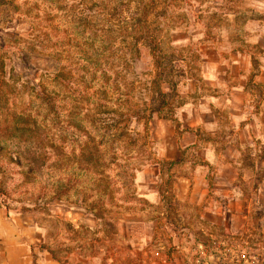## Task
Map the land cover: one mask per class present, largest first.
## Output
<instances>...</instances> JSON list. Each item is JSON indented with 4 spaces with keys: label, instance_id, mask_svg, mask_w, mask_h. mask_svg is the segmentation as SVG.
I'll return each mask as SVG.
<instances>
[{
    "label": "rangeland",
    "instance_id": "obj_1",
    "mask_svg": "<svg viewBox=\"0 0 264 264\" xmlns=\"http://www.w3.org/2000/svg\"><path fill=\"white\" fill-rule=\"evenodd\" d=\"M243 18L253 20L254 14H242L241 0H0V53L9 55L2 61L0 54V217L8 223L20 216L35 221L44 232L42 245L62 264H196L180 249L183 235L206 247L211 242L192 227L198 220L192 210L169 193L168 173L158 183L164 198H149L147 187L135 181L138 172L159 161L158 136L151 129L161 119L133 120L128 143L101 145L105 165L98 195L91 173L73 160L78 143L70 137L82 135L79 119L100 103L111 115L156 109L160 102L151 84L156 78L171 111L183 105L181 95L184 106L195 103L189 88L200 78L206 46L242 41ZM95 71L100 80L93 83ZM105 71L112 81L102 77ZM115 79L119 88L111 83ZM133 83L136 89L127 93L123 84ZM35 84L55 97L61 114L49 119L29 107ZM101 90L109 103L99 100ZM126 98L131 108L119 109L117 100ZM28 117L47 127L52 141L7 138L19 134ZM75 175L91 196L90 213L57 201ZM77 193L70 189L61 198L77 202ZM93 208L101 212L98 218ZM226 237L216 241L209 264H264V245L257 248L245 234Z\"/></svg>",
    "mask_w": 264,
    "mask_h": 264
},
{
    "label": "crops",
    "instance_id": "obj_2",
    "mask_svg": "<svg viewBox=\"0 0 264 264\" xmlns=\"http://www.w3.org/2000/svg\"><path fill=\"white\" fill-rule=\"evenodd\" d=\"M241 6L244 16L254 14L242 20L243 40L206 46L200 78L189 88L195 103L184 106L181 95L176 120H157L151 133L159 161L135 181L149 198H164L159 185L168 173L169 193L192 210V227L210 241L240 233L259 235L264 245V0ZM19 219L0 217V264H62L43 250L37 223Z\"/></svg>",
    "mask_w": 264,
    "mask_h": 264
},
{
    "label": "trees",
    "instance_id": "obj_3",
    "mask_svg": "<svg viewBox=\"0 0 264 264\" xmlns=\"http://www.w3.org/2000/svg\"><path fill=\"white\" fill-rule=\"evenodd\" d=\"M0 54L2 57V61H4L9 56L6 53H0ZM154 55L157 58L158 57L160 58L161 56L156 53H154ZM157 64H158V68L161 69L162 63H160V61H157ZM97 72L98 71H95L93 73V83L96 81L99 82L100 80L97 77ZM161 72H162V69L159 72V76L162 74ZM62 75L63 73L61 75H57V77H60V76L62 77ZM102 77L103 78L106 77L107 78L106 80L112 81V79L108 78V72L106 71L105 73H103ZM2 83H6L5 78L2 79ZM111 83H114L113 85L117 86V88H119L120 85L122 84V83L120 84V82H117V79L113 80V82ZM151 84L154 85L155 92L159 98L155 100L160 102V104L157 106L156 109L155 108L150 109L145 106L146 108L144 110L138 109L135 112H129V113L125 112V113H120V115H116L115 113H113V115H111L109 113H106L107 111H104V109H106V106H105L106 104L100 103L96 105V108H93V110L87 115V117L79 119V121L82 123L77 125V129L81 131L82 135L79 136V135H76V133H74L72 136V139L70 137L71 143H78L77 147L74 146L75 149L78 148V154L73 153V160H75L78 166L81 169H83L84 173H91L92 175L91 182L93 183V185L95 184L92 190L95 195H98L100 193L99 192L100 185L103 182V176H104V171L102 168L104 167L103 165H105L103 162L105 157L101 151L102 146L103 147L109 146L106 144L113 143V142H115L116 144L119 143L120 145L121 143H124V142L128 143V141L131 140L130 126L133 123V120L134 121L135 120L136 121L145 120V121H148L147 123H149L151 120L155 118L163 119V120H173L175 118L176 112L171 111L172 106L170 105L169 100L166 98V93L163 90V85H162L163 83H160L156 78ZM123 88L127 91V93H133V91L136 89L134 83L130 85L123 84ZM148 89L149 88H144L142 90H144V92L145 91L147 92ZM98 94L101 96L103 94L104 96V97L102 96V98H100L99 100L106 101L107 103H109L108 102L109 99H105V98H108L107 92L105 91L102 92L101 90L98 92ZM123 95L124 97H127V98L128 96H130L129 94H125V93ZM30 96L32 98L31 99L32 101L29 107L35 108L36 109L35 113L44 115L45 117H48L49 119L55 115L56 111H58V113H56L57 115L61 114L60 110L56 109L55 97L51 93H49L46 88H43L40 84H35V87L32 89ZM127 98L124 100L122 99L117 100V107L119 109L131 108L129 106L130 101ZM139 107L140 105H137V108ZM167 108H170L169 114H168L169 111L168 112L166 111ZM32 119L33 117H28V118L23 119L26 124L25 127L20 129L19 130L20 132L17 131L19 132V134L16 133L15 135V133H12L10 134V136L8 135L7 138H10V139L18 138L19 140H22L24 142L35 141L41 144L45 143L46 141L51 140L50 136L52 133L49 134L50 131L45 130L47 127L40 126L37 120L35 119L32 120ZM85 122H88L97 131L95 132L90 131L89 128H87L86 125L84 124ZM60 123L61 122L58 119L57 121H54L55 127H58ZM62 127L63 125L60 128ZM62 131H59V132H62ZM56 149L60 150L61 148L57 147ZM62 152H61V155H62ZM44 155L45 154H41V157H44ZM112 158L114 160V157ZM110 164H113V162H111ZM80 179L81 177H77L75 175L73 178H71L68 181V184H66L65 186H63V184L62 185L60 184V186H63V188L62 187L60 188V191H62L63 193H59L57 197V201L58 202L66 201L67 203L76 205L78 208L84 209L87 213H90L88 211L89 208H88L87 203L91 199V196L85 193V188L81 184L84 181H81ZM74 188H77V192H78L77 194L79 197V201L72 202L70 201V199H68L70 198L69 196L65 200L61 198V194L66 195L68 193V190L74 189ZM93 206L95 207L97 206L96 202L94 203ZM95 210H98V209H95ZM99 215H101V212L98 210V213H95L94 216L98 218ZM61 221L68 222L66 219H63V218L61 219ZM42 248L46 249L52 255L54 259L59 260L57 255L53 253L49 248H46L44 245H42Z\"/></svg>",
    "mask_w": 264,
    "mask_h": 264
},
{
    "label": "built area",
    "instance_id": "obj_4",
    "mask_svg": "<svg viewBox=\"0 0 264 264\" xmlns=\"http://www.w3.org/2000/svg\"><path fill=\"white\" fill-rule=\"evenodd\" d=\"M240 240L242 244H249V241H243V239ZM261 241L259 235H255L252 238V244L257 246V248H260ZM210 242L211 244L206 247L204 243L194 241V239L189 238L187 235H183L181 240L182 247H180V249L186 255L188 261H193L196 264H209V261L214 258V250L217 248V243L215 241L212 240ZM190 252L193 254H190ZM189 254L191 257H189Z\"/></svg>",
    "mask_w": 264,
    "mask_h": 264
}]
</instances>
